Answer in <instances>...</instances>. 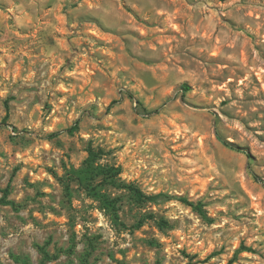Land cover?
Returning a JSON list of instances; mask_svg holds the SVG:
<instances>
[{"label":"rangeland","instance_id":"374dc122","mask_svg":"<svg viewBox=\"0 0 264 264\" xmlns=\"http://www.w3.org/2000/svg\"><path fill=\"white\" fill-rule=\"evenodd\" d=\"M89 145L210 220L111 186L116 220L75 181L68 198L61 178ZM9 180L4 264H39L44 242L66 250L46 264H264V0H0Z\"/></svg>","mask_w":264,"mask_h":264},{"label":"trees","instance_id":"16d2710c","mask_svg":"<svg viewBox=\"0 0 264 264\" xmlns=\"http://www.w3.org/2000/svg\"><path fill=\"white\" fill-rule=\"evenodd\" d=\"M77 128V123L67 129L69 133H72ZM58 133L53 132L51 137L56 136ZM103 152L99 148H94L89 145L87 147V157L83 161L80 167L70 168L66 171L61 181L64 186L65 194L68 198L72 196V190L70 188V182L75 181L85 192L90 195L94 200L100 203V206L116 220L118 216V198H113L104 191L105 186H111L114 188H120L126 190L137 203L156 202L159 198L176 199L179 202L189 206L192 210L197 212L204 220H210L204 210V204L201 201H192L185 195L170 196L166 193H146L140 187L132 182H123L119 179L121 168L119 166L107 165L99 163V159L102 157ZM2 196L0 202L3 204L16 207L17 204L13 200L9 199L10 194V180L4 187H0ZM141 223L139 222L137 226ZM41 253V260L39 264H46L48 261H55L60 252L66 251L63 249H57L54 253H49L46 248V242L36 245ZM12 258L19 264H32L27 256H21L13 254ZM0 264H4L1 263ZM57 264V263H55ZM82 264H90L87 259H84Z\"/></svg>","mask_w":264,"mask_h":264}]
</instances>
